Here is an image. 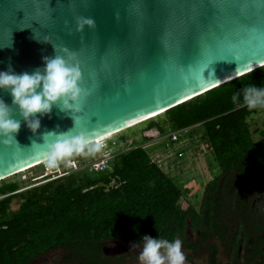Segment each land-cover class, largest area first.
<instances>
[{
	"label": "water",
	"instance_id": "95a60500",
	"mask_svg": "<svg viewBox=\"0 0 264 264\" xmlns=\"http://www.w3.org/2000/svg\"><path fill=\"white\" fill-rule=\"evenodd\" d=\"M78 17L95 28L77 31ZM53 46L66 59L75 54L89 94L78 113L37 114L33 133L0 89L20 121L16 143L0 137V181L44 162L43 133L73 128L71 115L74 131L96 140L264 66V0H0V72L43 70ZM126 250L141 253L101 248L104 256Z\"/></svg>",
	"mask_w": 264,
	"mask_h": 264
},
{
	"label": "trees",
	"instance_id": "16d2710c",
	"mask_svg": "<svg viewBox=\"0 0 264 264\" xmlns=\"http://www.w3.org/2000/svg\"><path fill=\"white\" fill-rule=\"evenodd\" d=\"M251 85L264 87V66L163 113L172 131L201 126L217 168L238 177L254 162L264 170V133L254 142L246 122L264 107L243 104V89ZM233 95L239 97L235 103ZM111 159L101 171L79 169L17 193L15 185L0 189L1 195L12 193L0 199V264H27L57 248L84 254L105 240L143 244L149 236L173 242L192 211L182 209V191L140 147Z\"/></svg>",
	"mask_w": 264,
	"mask_h": 264
},
{
	"label": "flooded vegetation",
	"instance_id": "af4514ba",
	"mask_svg": "<svg viewBox=\"0 0 264 264\" xmlns=\"http://www.w3.org/2000/svg\"><path fill=\"white\" fill-rule=\"evenodd\" d=\"M253 163L238 177L216 169L185 203L183 218L173 241L182 242L185 261L191 264H264V170ZM186 200V199H185ZM184 200V201H185ZM135 245V247H134ZM84 254L64 248L46 251L27 264H142L139 255L126 250L104 256L101 248L126 246L141 250L143 244L119 240L98 243Z\"/></svg>",
	"mask_w": 264,
	"mask_h": 264
},
{
	"label": "clouds",
	"instance_id": "9594fccd",
	"mask_svg": "<svg viewBox=\"0 0 264 264\" xmlns=\"http://www.w3.org/2000/svg\"><path fill=\"white\" fill-rule=\"evenodd\" d=\"M85 26L95 28V21L92 18L78 17L77 31H83ZM53 50L55 53L53 57H44L43 70L36 69L31 74L28 72L15 74L9 67L8 71L0 72V89L10 90L12 104L18 107L20 116L33 133L40 127V120L35 118L37 114L47 115L53 106L58 107L61 112L78 113L81 111L83 98L89 94L79 86L82 79L80 65L71 62L75 54L69 53L66 59L56 54L55 46ZM62 51L68 52V49L64 48ZM190 71H199L201 76L203 73V69ZM238 99V95H233L234 103ZM243 104L249 110L264 107V87L257 88L254 85L245 87ZM12 117V108L0 100V137L6 138L3 140L5 144L15 141L14 134L20 129V121ZM71 118L73 128L68 131H49L42 135L44 142L39 145L46 148L45 162L50 169L58 167L61 162L69 160L74 155L95 154L104 146L100 140H94L86 130L74 131L78 118L73 115ZM53 137L54 139L49 140ZM143 242L139 255L142 264H185L186 257L181 250L180 240L169 242L166 239L144 236Z\"/></svg>",
	"mask_w": 264,
	"mask_h": 264
},
{
	"label": "rangeland",
	"instance_id": "374dc122",
	"mask_svg": "<svg viewBox=\"0 0 264 264\" xmlns=\"http://www.w3.org/2000/svg\"><path fill=\"white\" fill-rule=\"evenodd\" d=\"M149 122L151 123L150 128H145ZM246 122L252 140L257 141L259 132L264 133V112H255L247 118ZM170 131L172 129L169 121L162 113L100 140L104 146L101 151L95 154L74 155L53 169L48 168L46 162H42L1 180L0 189L7 185H15V190L12 193H17L79 169H84L87 173L94 172L92 167L96 164L98 168H108L113 155L140 147L147 153L151 162L157 165L182 191L184 198L179 200V203L183 208L185 203L188 204L192 194L197 192L214 175L217 166L213 160L210 147L203 137L201 126H192L180 136L179 142L173 144H169L166 140H155ZM177 152H181L182 156L177 157ZM12 193L0 194V199ZM17 204V199H14L11 208L15 209Z\"/></svg>",
	"mask_w": 264,
	"mask_h": 264
},
{
	"label": "built area",
	"instance_id": "2783aa9c",
	"mask_svg": "<svg viewBox=\"0 0 264 264\" xmlns=\"http://www.w3.org/2000/svg\"><path fill=\"white\" fill-rule=\"evenodd\" d=\"M188 129H190V127L178 129V130H175V131H170V132H167L166 134H164V135H162L160 137H157L155 140H158V141H160V140L161 141H165L166 140V142H168L169 144L170 143L173 144V143L179 142L180 136L183 135L184 133H186ZM165 145H167V144H165ZM176 155H177V157H181L182 153L181 152H177ZM97 168H98V165L92 167V169L95 172L105 169V167H99L98 169Z\"/></svg>",
	"mask_w": 264,
	"mask_h": 264
},
{
	"label": "bare ground",
	"instance_id": "6f19581e",
	"mask_svg": "<svg viewBox=\"0 0 264 264\" xmlns=\"http://www.w3.org/2000/svg\"><path fill=\"white\" fill-rule=\"evenodd\" d=\"M160 114H162V113H160ZM160 114L154 115V116L149 117V118H147V119H145V120H142V121H140V122H137V123H135V124H133V125H131V126H128V127L124 128V129L119 130V131H117V132H115V133H112V134H110V135L117 134V133H119V132H121V131H124V130L130 128V127H133V126H135V125H137V124H140V123L145 122V121H147V120H149V119H152V118H154V117H156V116H158V115H160ZM110 135H107V136L101 137V138L96 139V140H103L104 138L109 137ZM44 162H45V161H44ZM95 166H97V164H96ZM23 171H25V170H23ZM23 171H21V172H23ZM19 173H20V172H19Z\"/></svg>",
	"mask_w": 264,
	"mask_h": 264
}]
</instances>
